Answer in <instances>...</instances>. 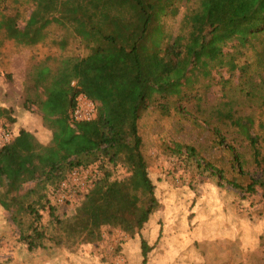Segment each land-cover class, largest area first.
Returning a JSON list of instances; mask_svg holds the SVG:
<instances>
[{"label": "trees", "instance_id": "trees-1", "mask_svg": "<svg viewBox=\"0 0 264 264\" xmlns=\"http://www.w3.org/2000/svg\"><path fill=\"white\" fill-rule=\"evenodd\" d=\"M181 7L184 30L166 35L162 18L177 15ZM26 8L30 13L21 27ZM53 24L69 30L89 52L62 59L57 68L37 64L30 73L25 107L36 108L52 131L51 141L44 146L23 130L0 149V205L11 213L29 250L65 243L58 204L47 192L74 169L104 160L117 165L125 154L134 170L123 181L93 184L73 220L83 241L100 239L105 225L127 227L125 217L136 206L132 179L147 194L137 229L160 209L141 151L139 121L161 76V113L168 115L173 107L199 119L196 126L205 133L197 142H175L171 154L218 186H230L243 201L264 199V83L255 86L251 62H239L250 52L264 61V0H0L3 40L36 45ZM59 44L66 48L67 39ZM222 70L228 77L216 79L213 72ZM201 78L219 84L221 98L210 108L197 102L196 109L204 110L196 115L187 103L197 99ZM80 93L95 102L96 117L73 126L71 112ZM9 114L0 107V118ZM32 181L34 186L25 188ZM153 249L141 236L140 264L149 263Z\"/></svg>", "mask_w": 264, "mask_h": 264}, {"label": "rangeland", "instance_id": "rangeland-1", "mask_svg": "<svg viewBox=\"0 0 264 264\" xmlns=\"http://www.w3.org/2000/svg\"><path fill=\"white\" fill-rule=\"evenodd\" d=\"M194 2L197 4V0ZM184 12L185 7H181L177 15L162 18L166 35H176L184 30ZM29 13L26 8L18 21L19 26H24ZM46 32L43 42L31 46L3 40L0 34V107L10 110L9 117L0 118V126L11 132L12 141L23 130L32 133L43 144L52 137V131L45 126L36 108L25 107L27 88L31 86L30 73L34 67L47 63L57 68L62 59L85 56L89 52L69 30L53 24ZM62 38L67 39L66 48L59 44ZM247 59L251 62L249 74L254 77L255 86L261 87L264 83V61L258 62L255 54L250 52L239 62ZM228 75L225 70L213 72L218 80L220 76L227 78ZM199 80L197 99L187 103L196 115L204 110L203 107L196 109L197 102L210 108L221 98L219 84L209 83L208 79ZM164 81L161 76L150 89V107L139 121L141 151L161 203L160 209L144 227L138 230L136 219L147 194L132 179L135 187L131 193L136 206L125 217V229L105 225L100 230V239L92 242L83 241L75 231L73 220L77 218V211L93 183L97 180L123 181L132 177L134 170L126 155L122 154L117 165L104 160L84 170L79 177V181L85 184L84 189L69 182L76 193L64 204L58 203L55 187L48 189V198L58 204L57 214L62 221L60 231L65 240L63 245L29 250L19 239L20 232L11 219V213L0 205V264H140L141 236L154 246L148 264H264V199L253 196L243 201L231 191L230 186H218L215 180L199 174L182 158L171 154L170 148L175 142H197L200 135L205 137V133L196 126L201 123L199 119L192 120L187 115L177 114L173 107L168 115L161 113L160 87ZM26 114L39 123L42 121L44 126L39 127L34 120L31 126L22 125ZM32 186L34 181L25 184L27 189ZM49 219L48 211H43V222ZM53 234L58 235L57 232Z\"/></svg>", "mask_w": 264, "mask_h": 264}, {"label": "built area", "instance_id": "built-area-1", "mask_svg": "<svg viewBox=\"0 0 264 264\" xmlns=\"http://www.w3.org/2000/svg\"><path fill=\"white\" fill-rule=\"evenodd\" d=\"M96 111L97 109L95 102L92 99L88 98L84 93H80L76 98L75 106L71 112L72 125L74 126L75 124L80 122L93 120L96 117ZM11 141V132L8 129L0 126V149L9 144ZM84 170L86 169H74L67 175L66 179H64L56 187L58 203L64 204L66 201L70 200L73 197L74 193H76V190L71 189L69 182H71L73 186L81 185V189H84L85 184L82 183V181H79V177L84 174ZM66 190L68 191V193H65Z\"/></svg>", "mask_w": 264, "mask_h": 264}, {"label": "crops", "instance_id": "crops-1", "mask_svg": "<svg viewBox=\"0 0 264 264\" xmlns=\"http://www.w3.org/2000/svg\"><path fill=\"white\" fill-rule=\"evenodd\" d=\"M32 120H34L36 123L38 122V121H36L31 115H24V119H23V121H21V123H22V125H24V126H31V123H32ZM38 125H39V127L40 126H44L43 124H42V121L39 123L38 122ZM47 131H49L48 129H47ZM27 132H29V131H27ZM30 133V132H29ZM32 134V133H31ZM52 138V137H51ZM51 138L49 139V141L51 140ZM36 141L38 142V140L36 139ZM49 141H45V143L43 144V143H41L42 145H47L48 144V142Z\"/></svg>", "mask_w": 264, "mask_h": 264}]
</instances>
